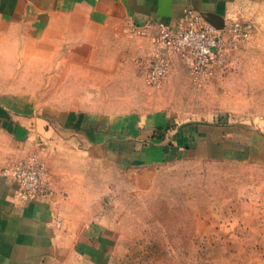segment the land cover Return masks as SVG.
I'll return each instance as SVG.
<instances>
[{
    "label": "rangeland",
    "instance_id": "1",
    "mask_svg": "<svg viewBox=\"0 0 264 264\" xmlns=\"http://www.w3.org/2000/svg\"><path fill=\"white\" fill-rule=\"evenodd\" d=\"M239 20L246 32L206 75L188 49L167 46L178 58L155 85L146 71L164 54L132 61L122 40L91 41L97 31L0 24V96L25 113L65 123L82 105L111 107L96 114L132 105L173 117L153 138L179 123L211 127L206 143L168 160L92 155L81 186L100 217H59L57 264H264V0Z\"/></svg>",
    "mask_w": 264,
    "mask_h": 264
},
{
    "label": "crops",
    "instance_id": "2",
    "mask_svg": "<svg viewBox=\"0 0 264 264\" xmlns=\"http://www.w3.org/2000/svg\"><path fill=\"white\" fill-rule=\"evenodd\" d=\"M256 1L0 0V24L97 31L89 33L91 41L103 36L122 40L121 46L129 47L128 60L161 53L169 65V59L178 57L160 41L161 24L183 23L188 8L215 24L248 18ZM99 58L92 55L90 61ZM93 68L99 72L97 79L102 78L103 69ZM125 107L129 112L96 114L90 111L111 107L82 105L65 123L49 122L23 112L26 107L9 96H0V264H57L63 248L59 217H100L91 211L81 186L82 167L92 155L117 162H158L209 139L211 127L191 121L177 124L163 139L153 138L157 127L175 123L173 117L158 111L140 115L137 107ZM32 154L52 179L53 192L44 199L21 198L14 182L1 173Z\"/></svg>",
    "mask_w": 264,
    "mask_h": 264
},
{
    "label": "built area",
    "instance_id": "3",
    "mask_svg": "<svg viewBox=\"0 0 264 264\" xmlns=\"http://www.w3.org/2000/svg\"><path fill=\"white\" fill-rule=\"evenodd\" d=\"M247 28L248 25L240 20L229 21L222 28H218L196 10L188 8L183 23L161 24L158 36L168 47L188 49L193 57L194 72L206 75L213 66L222 62L230 48L238 45ZM167 71V59L157 56L149 62L146 80L149 84H158ZM1 173L14 182L18 195L23 199H44L53 192L50 174L34 154L10 168L2 169Z\"/></svg>",
    "mask_w": 264,
    "mask_h": 264
},
{
    "label": "water",
    "instance_id": "4",
    "mask_svg": "<svg viewBox=\"0 0 264 264\" xmlns=\"http://www.w3.org/2000/svg\"><path fill=\"white\" fill-rule=\"evenodd\" d=\"M203 18H204V17H203ZM205 20H206V19H205ZM208 22L212 23L214 26H216V27H218V28H222L223 25H224V23H222V24H215V23H213V22H211V21H208Z\"/></svg>",
    "mask_w": 264,
    "mask_h": 264
},
{
    "label": "trees",
    "instance_id": "5",
    "mask_svg": "<svg viewBox=\"0 0 264 264\" xmlns=\"http://www.w3.org/2000/svg\"><path fill=\"white\" fill-rule=\"evenodd\" d=\"M154 135V134H153Z\"/></svg>",
    "mask_w": 264,
    "mask_h": 264
}]
</instances>
